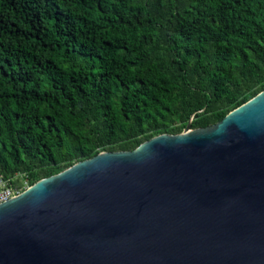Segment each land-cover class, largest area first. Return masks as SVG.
Instances as JSON below:
<instances>
[{"label": "trees", "instance_id": "obj_1", "mask_svg": "<svg viewBox=\"0 0 264 264\" xmlns=\"http://www.w3.org/2000/svg\"><path fill=\"white\" fill-rule=\"evenodd\" d=\"M262 89L264 0H0V176L16 187Z\"/></svg>", "mask_w": 264, "mask_h": 264}, {"label": "water", "instance_id": "obj_2", "mask_svg": "<svg viewBox=\"0 0 264 264\" xmlns=\"http://www.w3.org/2000/svg\"><path fill=\"white\" fill-rule=\"evenodd\" d=\"M0 264H264V89L0 202Z\"/></svg>", "mask_w": 264, "mask_h": 264}, {"label": "built area", "instance_id": "obj_3", "mask_svg": "<svg viewBox=\"0 0 264 264\" xmlns=\"http://www.w3.org/2000/svg\"><path fill=\"white\" fill-rule=\"evenodd\" d=\"M21 190L18 187H14L9 184L8 179L0 176V202L9 199L10 197L16 195Z\"/></svg>", "mask_w": 264, "mask_h": 264}, {"label": "rangeland", "instance_id": "obj_4", "mask_svg": "<svg viewBox=\"0 0 264 264\" xmlns=\"http://www.w3.org/2000/svg\"><path fill=\"white\" fill-rule=\"evenodd\" d=\"M12 186H15L14 184L12 185ZM30 186V184H29V182L27 181V179H24L23 180V184L21 185V186H17L18 188H19V190H21V192L23 191V190H25L27 187H29ZM16 187V186H15Z\"/></svg>", "mask_w": 264, "mask_h": 264}]
</instances>
